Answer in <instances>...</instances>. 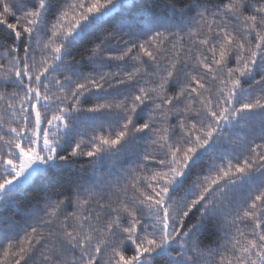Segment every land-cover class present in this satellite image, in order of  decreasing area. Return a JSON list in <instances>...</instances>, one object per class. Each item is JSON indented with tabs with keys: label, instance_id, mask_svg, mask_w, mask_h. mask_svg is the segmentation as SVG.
<instances>
[{
	"label": "snow or ice",
	"instance_id": "obj_1",
	"mask_svg": "<svg viewBox=\"0 0 264 264\" xmlns=\"http://www.w3.org/2000/svg\"><path fill=\"white\" fill-rule=\"evenodd\" d=\"M0 264H264V0H0Z\"/></svg>",
	"mask_w": 264,
	"mask_h": 264
}]
</instances>
